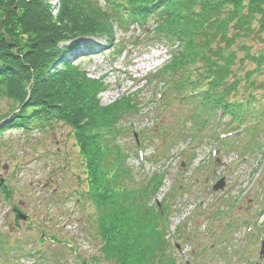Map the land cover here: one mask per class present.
<instances>
[{"label":"trees","instance_id":"16d2710c","mask_svg":"<svg viewBox=\"0 0 264 264\" xmlns=\"http://www.w3.org/2000/svg\"><path fill=\"white\" fill-rule=\"evenodd\" d=\"M57 7L55 13L50 0H0V99L11 102L0 130L41 129L52 121L73 126L86 160L85 196L95 205L102 239L94 264H180L170 252L176 245L168 241V205H150L163 177L131 186L128 155L114 145L122 118L138 114V103L127 94L102 105L107 85L91 78L80 60L115 46L117 30H147L149 41L175 47L157 73L158 93L196 104L194 124L228 116L222 134L229 135L219 138L230 147L239 142L231 138L235 132L238 139L240 130L262 131L264 109L256 103L263 96L254 90L264 84L252 77L263 69L264 52L252 53L243 41L264 35V0H58ZM238 46L240 63L255 65L245 75L235 69Z\"/></svg>","mask_w":264,"mask_h":264},{"label":"rangeland","instance_id":"374dc122","mask_svg":"<svg viewBox=\"0 0 264 264\" xmlns=\"http://www.w3.org/2000/svg\"><path fill=\"white\" fill-rule=\"evenodd\" d=\"M50 1L56 13L58 2ZM142 32L147 30L138 26L117 30L115 46H102L80 60L91 78L107 85L102 105L127 94L138 103L139 113L122 118L114 141L128 155L131 186L146 185L153 175L163 177L150 205H168V241L176 245L170 252L180 264L263 263L264 120L254 136L240 130L238 139L237 132L231 137L238 143L222 145L219 134L227 131L228 116L195 125L196 104L158 93L163 82L157 73L175 47L149 41ZM243 42L252 53L264 52V35ZM239 47L235 69L245 75L255 65L240 63L244 51ZM252 79L264 84V66ZM254 92L263 96L256 104L264 109V89ZM10 104L0 99V118ZM85 168L71 125L52 121L41 129L0 130V264H94L102 239L95 205L84 192ZM221 177L226 184L215 190ZM15 206L28 218L18 221Z\"/></svg>","mask_w":264,"mask_h":264},{"label":"water","instance_id":"95a60500","mask_svg":"<svg viewBox=\"0 0 264 264\" xmlns=\"http://www.w3.org/2000/svg\"><path fill=\"white\" fill-rule=\"evenodd\" d=\"M225 183H226L225 182V178L223 177L215 184L214 189L215 190L223 189L224 186H225ZM23 218H25V217H23ZM261 253H262L263 257H264V240L262 241Z\"/></svg>","mask_w":264,"mask_h":264},{"label":"flooded vegetation","instance_id":"af4514ba","mask_svg":"<svg viewBox=\"0 0 264 264\" xmlns=\"http://www.w3.org/2000/svg\"><path fill=\"white\" fill-rule=\"evenodd\" d=\"M1 181H3V179H2ZM18 211H19V209H16V206H15V207L13 208V212H14V215L16 216L17 220L20 221V220H22V219H19V218H18V213H17ZM24 220H25V219H24Z\"/></svg>","mask_w":264,"mask_h":264}]
</instances>
